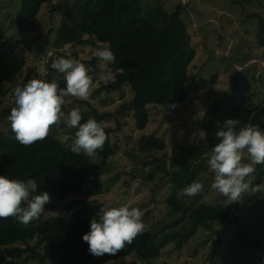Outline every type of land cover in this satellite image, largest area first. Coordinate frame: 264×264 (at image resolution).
<instances>
[{
	"label": "rangeland",
	"instance_id": "1",
	"mask_svg": "<svg viewBox=\"0 0 264 264\" xmlns=\"http://www.w3.org/2000/svg\"><path fill=\"white\" fill-rule=\"evenodd\" d=\"M65 1L43 6L35 32L19 33L14 17L20 0H0V134L27 140L50 133L74 149L98 127L91 114L90 108H94L115 113L120 129L115 130V118L104 126L114 129L110 138L117 150L101 175L85 184L81 195L62 202L45 201L40 196L28 199L25 213L34 223L56 219L67 224L102 204L107 216L121 219L134 231L155 227L161 255L150 264H240L236 217L252 243L261 246V250L249 252L247 264H264V50L256 45L257 20L250 18L258 15L264 19V2L142 0L143 8L162 5L169 14L177 4L184 6L182 20L196 56L188 68V98L183 106L175 113L150 107L148 125L139 131L131 118L129 89L114 93L98 90L113 80L106 48L95 67L80 66L97 54L91 46L53 48L64 19ZM49 59L60 70L61 79L68 82L62 100L56 99L48 86L45 62ZM233 82L239 84L236 96L242 131L226 148L208 152L200 128L202 116ZM155 138L161 139L164 150L154 149ZM176 146L195 152L201 165L184 200L189 205L230 203V223L198 230L199 225L179 223L177 216L166 214V198L172 188L164 173L172 169L169 156ZM199 151L201 155L196 153ZM159 166L165 172L156 171ZM153 172V180H147ZM216 240L220 241V254L212 263L209 251ZM132 260L136 259H125Z\"/></svg>",
	"mask_w": 264,
	"mask_h": 264
},
{
	"label": "trees",
	"instance_id": "2",
	"mask_svg": "<svg viewBox=\"0 0 264 264\" xmlns=\"http://www.w3.org/2000/svg\"><path fill=\"white\" fill-rule=\"evenodd\" d=\"M54 1L20 0L14 17L17 31L35 32L41 8ZM63 6L64 19L53 48L91 46L97 54L90 62L80 64L85 67H95L106 48L113 80L98 90L114 93L129 89L131 118L137 130L146 129L150 107L175 113L183 106L188 98V68L196 51L182 20V4L170 14L162 5L143 8L142 0H66ZM250 18L257 20L256 45L264 50V19L258 15ZM45 67L48 86L55 98L62 100L68 82L61 79L52 60ZM214 82L215 78L211 80ZM238 90L239 84L233 82L202 116L200 128L208 152L226 148L242 131ZM90 109L98 127L74 149L50 133L27 140L0 134V264H150L160 257L154 226L134 231L121 219L107 216L102 204L90 208L87 214L76 215L67 224L56 219L34 223L25 213L28 199L40 196L45 201L62 202L81 195L85 184L107 168L117 145L110 138L114 129L104 125L116 116ZM262 133L264 139V126ZM152 145L155 150L165 149L159 138L153 139ZM194 153L184 146L173 147L169 156L172 169H155L170 178L172 192L166 198V214L177 216L179 223L193 222L200 226L198 230L230 223V203L189 205L184 200L201 168ZM196 153L201 155L202 151ZM153 178L154 172L147 176L149 181ZM233 221L241 238L240 264H247L249 252L261 250V246L252 243L236 217ZM219 246V240L210 246L212 263L219 257ZM128 257L136 260L126 262Z\"/></svg>",
	"mask_w": 264,
	"mask_h": 264
},
{
	"label": "built area",
	"instance_id": "3",
	"mask_svg": "<svg viewBox=\"0 0 264 264\" xmlns=\"http://www.w3.org/2000/svg\"><path fill=\"white\" fill-rule=\"evenodd\" d=\"M50 61V59L48 61L45 62V65Z\"/></svg>",
	"mask_w": 264,
	"mask_h": 264
}]
</instances>
